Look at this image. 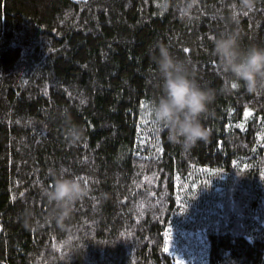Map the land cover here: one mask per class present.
<instances>
[{"label": "trees", "instance_id": "obj_1", "mask_svg": "<svg viewBox=\"0 0 264 264\" xmlns=\"http://www.w3.org/2000/svg\"><path fill=\"white\" fill-rule=\"evenodd\" d=\"M252 2L236 26L240 0H0V264H264V94L231 87L212 54L226 27L264 45ZM158 44L215 91L187 150L146 107ZM50 169L86 187L58 222Z\"/></svg>", "mask_w": 264, "mask_h": 264}, {"label": "clouds", "instance_id": "obj_2", "mask_svg": "<svg viewBox=\"0 0 264 264\" xmlns=\"http://www.w3.org/2000/svg\"><path fill=\"white\" fill-rule=\"evenodd\" d=\"M161 10H167L168 0H159ZM254 7L252 0H240L229 21L239 25L240 16ZM192 5L180 6L181 15H189ZM212 54L218 71L234 88H243L250 94H264V45L242 42L238 27H226L212 36ZM158 74L159 95L146 105L150 119L159 131L167 134L169 143L190 149L206 140L208 128L202 123V115L215 98V91L198 81L194 66L187 57H180L165 44H158L150 52ZM231 90V89H229ZM66 127V140L77 143L83 130L74 122L71 113H61ZM53 177L50 185L43 187L42 196L50 205L46 218L60 221L72 211L75 203L86 192L78 174H68L62 169H50Z\"/></svg>", "mask_w": 264, "mask_h": 264}, {"label": "snow or ice", "instance_id": "obj_3", "mask_svg": "<svg viewBox=\"0 0 264 264\" xmlns=\"http://www.w3.org/2000/svg\"><path fill=\"white\" fill-rule=\"evenodd\" d=\"M233 87H235V85H233Z\"/></svg>", "mask_w": 264, "mask_h": 264}]
</instances>
